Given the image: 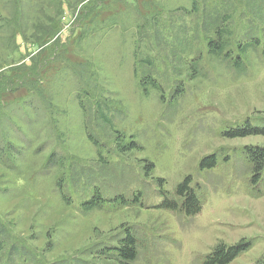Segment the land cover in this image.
<instances>
[{
    "label": "rangeland",
    "instance_id": "obj_1",
    "mask_svg": "<svg viewBox=\"0 0 264 264\" xmlns=\"http://www.w3.org/2000/svg\"><path fill=\"white\" fill-rule=\"evenodd\" d=\"M210 18L231 32L228 58L207 54ZM97 100L114 132L92 126ZM246 122L264 130V0H0V264L14 243L13 264H83L131 228L142 241L133 264H204L243 239L227 264L262 262L264 178L251 183L245 155L264 151V134L224 137ZM89 134L136 148L114 155ZM212 155L217 165L201 170ZM99 157L132 168L126 187L102 191L129 204L83 208L100 184L72 182L71 169H98ZM187 175L200 213L158 208L157 178L173 197Z\"/></svg>",
    "mask_w": 264,
    "mask_h": 264
},
{
    "label": "trees",
    "instance_id": "obj_2",
    "mask_svg": "<svg viewBox=\"0 0 264 264\" xmlns=\"http://www.w3.org/2000/svg\"><path fill=\"white\" fill-rule=\"evenodd\" d=\"M174 18V17H173ZM210 24L215 32V37L207 38V54L213 60L217 58L224 57L228 54V46L230 43V31L226 29V26L219 23L218 21H213L211 18L208 19ZM220 24V25H219ZM142 30H145V27L142 26ZM158 33V32H157ZM184 33V30H183ZM254 45V42L249 41L243 45H240V51L242 53L245 51L247 46ZM230 63H233L237 70H243L244 64L240 57L229 59ZM146 84L150 87H158L156 80L152 78L149 74L146 78ZM175 99V98H173ZM90 113H91V105ZM94 114L89 113V117L91 118V124L93 127H97L98 130H103L106 133L108 129L110 132H114L115 128L112 124V112L111 106L104 100H97L94 106ZM264 134L263 129H255L252 128L246 122L244 127L241 129L232 130L230 132L224 133V137L226 138H234L240 136L247 135H257ZM91 140H94L98 145L104 146L103 148L115 149L114 155L116 153L124 154L128 151H131L136 148L135 144L132 142L126 143L123 137H116L114 134L109 137V140H105V142L95 139V136L89 134ZM252 151H249L246 156V161L248 162L251 170V174H253V178L250 180L252 184H257L264 178V151L260 148H252ZM112 152V151H110ZM98 169L91 166L87 167L82 166L80 164H75L71 169L70 179L72 182L77 183L81 186L87 187L92 185L93 183L100 184V190H93L92 197L89 200H85L82 204L83 208L86 211L92 210L94 208H101L103 206H122L130 203V200L121 194H117L112 199H106L102 195V191H110L115 192L120 188H124L127 186V182L130 177L133 176L132 168L123 166L121 164H114V166H110L111 164L105 162L99 157ZM99 164L103 165L105 168ZM217 165V156L212 155L204 158L200 162V169H210ZM144 179H148L150 174L153 171V163L147 160H144ZM102 167V168H101ZM101 169L106 172L104 175ZM115 177V178H114ZM163 178H157V188L158 193L160 194L162 201L158 208H162L164 210H170L173 212L181 213L186 216H194L200 213L203 198L198 194V191L193 187L192 178L190 175L184 177V179L179 182L172 192L174 195L172 197L171 192L164 189L163 187ZM119 193V192H118ZM135 192L133 195L135 196L133 204L141 205V197L140 194ZM138 196V197H136ZM2 233L0 231V241H2ZM4 239L6 237L3 236ZM112 244L108 245L103 242L101 245L95 246L92 248L93 252L88 253L91 256L89 261L83 262V264H133L139 254V248L142 246V241L136 237L134 230L128 229L122 232L119 236L110 240ZM2 243L0 242V249L2 248ZM250 244L246 245L245 240L232 244V245H216L212 253L208 255L204 259V264H227L231 262L236 256L240 253L244 252ZM23 253L21 247L14 243L10 246V252L6 257L5 264H13L14 258L17 255ZM92 253V254H91ZM256 264H264V260L262 262H258Z\"/></svg>",
    "mask_w": 264,
    "mask_h": 264
}]
</instances>
